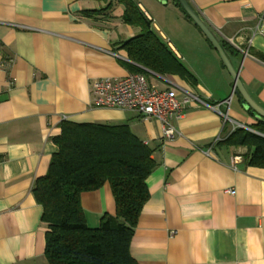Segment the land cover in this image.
Wrapping results in <instances>:
<instances>
[{"label": "crops", "instance_id": "1", "mask_svg": "<svg viewBox=\"0 0 264 264\" xmlns=\"http://www.w3.org/2000/svg\"><path fill=\"white\" fill-rule=\"evenodd\" d=\"M136 1L192 78L128 59L119 46L139 28L123 23L119 4L105 18L84 13L103 8L101 0H0V264H47V228L32 187L57 151L52 137L63 120L127 125L153 149L149 198L130 243L138 264H264V167L247 163L246 147L223 143L234 125L251 131L259 118L242 107L218 54L174 0ZM187 1L264 109V0ZM135 69L180 100L197 97L172 121V139L162 138L156 119L90 105L93 80ZM229 97L228 110L218 107L227 122L204 105ZM80 204L89 228L115 214L108 183L82 192Z\"/></svg>", "mask_w": 264, "mask_h": 264}, {"label": "trees", "instance_id": "2", "mask_svg": "<svg viewBox=\"0 0 264 264\" xmlns=\"http://www.w3.org/2000/svg\"><path fill=\"white\" fill-rule=\"evenodd\" d=\"M101 1L106 2L103 8L84 13L112 18L108 12L119 4L123 8L120 16L123 23L139 28L137 35L119 46L129 60L158 73L178 72L184 78H192L152 29L151 21L136 0ZM174 3L180 8L176 0ZM250 128L254 132L236 128L223 143L246 147L247 163L264 167V120H257ZM52 142L57 151L52 154L46 173L32 187L33 196L42 208L41 221L47 228L44 247L47 264H138L130 253V243L149 198L146 178L155 167L153 149L127 125L72 120L60 123V133L52 137ZM105 183L111 188L115 214H103L98 226L89 228L80 195Z\"/></svg>", "mask_w": 264, "mask_h": 264}, {"label": "built area", "instance_id": "3", "mask_svg": "<svg viewBox=\"0 0 264 264\" xmlns=\"http://www.w3.org/2000/svg\"><path fill=\"white\" fill-rule=\"evenodd\" d=\"M91 96L90 105L94 108L130 110L137 112L143 118L156 119L160 123L161 135L164 139L174 137L176 130L172 121L181 116L189 99L197 100V97L191 94L180 100L175 89H158L151 85L142 73H131L122 78L95 79L91 84ZM230 99L229 97L217 103H204V105L217 112L223 118V122H227L229 120L227 112H221L218 107L225 105L228 110ZM236 128L247 129L243 125H234L231 132ZM239 159L240 156L234 157L232 162ZM228 192L234 194V190Z\"/></svg>", "mask_w": 264, "mask_h": 264}, {"label": "water", "instance_id": "4", "mask_svg": "<svg viewBox=\"0 0 264 264\" xmlns=\"http://www.w3.org/2000/svg\"><path fill=\"white\" fill-rule=\"evenodd\" d=\"M182 11L185 15L193 22V24L201 31V33L208 40L211 47L218 54L221 65L223 68L227 70L229 75L233 80V94L240 100L242 107L250 112L257 118L264 120V109L261 108L258 104H256L249 94L246 92L243 87L241 81L238 78V72L235 70L229 61V58L224 51L223 47L211 31V29L207 26V24L203 21V19L195 12V10L191 7L187 0H176ZM250 130V129H249ZM254 132L253 130H251Z\"/></svg>", "mask_w": 264, "mask_h": 264}, {"label": "rangeland", "instance_id": "5", "mask_svg": "<svg viewBox=\"0 0 264 264\" xmlns=\"http://www.w3.org/2000/svg\"><path fill=\"white\" fill-rule=\"evenodd\" d=\"M155 33L157 34V32L155 31Z\"/></svg>", "mask_w": 264, "mask_h": 264}]
</instances>
